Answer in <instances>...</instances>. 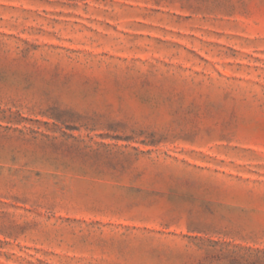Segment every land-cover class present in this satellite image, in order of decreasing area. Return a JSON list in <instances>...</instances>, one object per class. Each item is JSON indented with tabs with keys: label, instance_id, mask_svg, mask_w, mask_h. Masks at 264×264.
<instances>
[{
	"label": "rangeland",
	"instance_id": "rangeland-1",
	"mask_svg": "<svg viewBox=\"0 0 264 264\" xmlns=\"http://www.w3.org/2000/svg\"><path fill=\"white\" fill-rule=\"evenodd\" d=\"M0 264H264V0H0Z\"/></svg>",
	"mask_w": 264,
	"mask_h": 264
}]
</instances>
